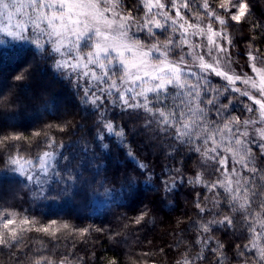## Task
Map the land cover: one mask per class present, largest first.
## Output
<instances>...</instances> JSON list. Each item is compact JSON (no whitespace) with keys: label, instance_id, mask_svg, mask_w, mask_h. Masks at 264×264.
Returning a JSON list of instances; mask_svg holds the SVG:
<instances>
[{"label":"snow or ice","instance_id":"snow-or-ice-1","mask_svg":"<svg viewBox=\"0 0 264 264\" xmlns=\"http://www.w3.org/2000/svg\"><path fill=\"white\" fill-rule=\"evenodd\" d=\"M250 20V0H0V58L9 50L29 57L0 91V111H18L29 91L35 98L38 58L72 88L81 119L95 117L91 138L69 144L57 134L70 126L82 132L83 123H42L30 135L14 125L0 129V185H19L31 200L19 209L0 193V264L4 257L8 264H86L78 245L105 229L49 217L45 209L81 194L93 212L125 207L139 191L137 171L145 185L159 181L153 190L161 204L171 205L179 187L194 190L196 218L173 233V264H207L210 257L215 264H264V47L256 43L264 42V23H251L246 41L232 36L234 24ZM54 104L45 101L38 111ZM117 112L134 119L131 130ZM137 124V134L151 133L169 161L158 177L130 146ZM109 138L134 165L118 185L101 179L107 169L98 150L109 149ZM155 211L143 204L124 228L153 222ZM183 223L177 219V227ZM220 232L234 238L231 254ZM122 235L109 233L117 244L128 242L117 239ZM157 254L131 245L125 253L128 264H156Z\"/></svg>","mask_w":264,"mask_h":264},{"label":"trees","instance_id":"trees-1","mask_svg":"<svg viewBox=\"0 0 264 264\" xmlns=\"http://www.w3.org/2000/svg\"><path fill=\"white\" fill-rule=\"evenodd\" d=\"M252 5V20L241 23L240 25H233L232 36L236 41L248 40L252 32L250 31L251 23L259 21L264 23V0H250ZM264 36V34H262ZM256 43L264 47V42L260 38ZM3 47V46H0ZM247 48L246 44H239V50L243 51ZM33 49L31 46L24 49L30 52ZM0 58V91L6 92L12 83V77L20 70L21 66L29 57L27 55L21 56L15 52H11ZM36 67L33 71V77L30 87L35 91V98H33V91H29L27 96L21 94L22 101L21 108L17 110H3L0 111V129H8L14 125L16 131L25 134H31L34 128L39 127L42 123L59 122L64 120H71L74 124L83 123L85 125L84 131L72 129L68 133H58L57 135L64 137L65 144H69L81 138L90 139L93 134L95 117L87 116L81 119L82 111L78 106V100L74 95L72 88L67 82L57 79L47 65L36 59ZM243 65V61H241ZM43 69L44 71H41ZM7 96L4 97V102H7ZM45 101H54V106L49 107L47 113L38 111ZM120 123L124 124L129 130L134 125V119L126 114L114 113ZM14 116L15 119H9ZM39 116V119H37ZM137 132H132L129 135L130 146L137 153L138 159L146 163L149 170L154 171L158 177L161 174L165 163H169L162 152L158 142L149 140L151 133L137 134L140 129L139 125H135ZM76 132V135H72ZM110 146L107 151L98 150V161L107 171L102 174L107 177L110 184H119L120 179L126 174L130 168L134 167L126 162L124 151L126 149L119 148L113 138L107 141ZM156 145V146H153ZM188 169L191 171L193 165L188 163ZM140 181L139 191L131 201H126L125 207H112L108 209H99L93 212L88 208V197L86 194L78 195L75 199H71L69 203L63 207H50L45 209L49 217L60 214L63 218H71L80 226H87L89 224L94 227L104 228V233H94L92 240L87 244H79L77 251L85 255L86 264H106L109 258H117L121 264H128L125 253L128 251L129 245L135 250H155L157 255L154 257L156 264H173L176 252L169 247L175 244L177 237L173 234L179 229L185 228L188 223V217L193 215L195 209L192 201L194 197V190L191 186L179 187L178 190L170 197L171 205L161 204L160 193L153 190V187L159 188V181L153 180L148 185L143 182L146 177L139 171L135 173ZM88 176V173H86ZM89 178H91L89 176ZM19 192L20 197L14 198V194ZM0 193H7L4 199L8 204L19 209L31 207L30 194L19 187V185H10L4 183L0 185ZM151 204L155 209V219L153 222L145 226H130L125 229L124 224L127 222L126 217H133L137 214L143 204ZM183 219L185 223L177 227V219ZM139 227V231L135 229ZM112 231H122L123 235L118 237V240L123 241L127 237V243H115L110 239L109 233ZM33 235H35L33 233ZM194 234H185L187 239H192ZM218 237L226 245V251L231 254L234 238L226 235L223 232L218 233ZM164 248L167 255L159 254L158 250ZM183 250V249H181ZM95 253L93 258L92 253ZM3 264H8L7 258H2ZM207 264H215V261L210 257Z\"/></svg>","mask_w":264,"mask_h":264}]
</instances>
